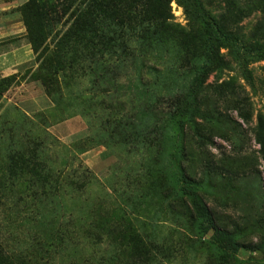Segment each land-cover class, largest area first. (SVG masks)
I'll list each match as a JSON object with an SVG mask.
<instances>
[{
	"label": "rangeland",
	"instance_id": "1",
	"mask_svg": "<svg viewBox=\"0 0 264 264\" xmlns=\"http://www.w3.org/2000/svg\"><path fill=\"white\" fill-rule=\"evenodd\" d=\"M54 1L0 0V264H264V0H199L221 59L185 0Z\"/></svg>",
	"mask_w": 264,
	"mask_h": 264
},
{
	"label": "trees",
	"instance_id": "2",
	"mask_svg": "<svg viewBox=\"0 0 264 264\" xmlns=\"http://www.w3.org/2000/svg\"><path fill=\"white\" fill-rule=\"evenodd\" d=\"M185 1L187 2V8L189 12L204 24V35L206 36L207 48L211 56H217L218 59L223 58V55L220 52L222 49H226L230 43H232V39L226 35L217 22H215L203 11L202 4L199 0ZM52 3L51 14H54L56 17H58V13L63 12L62 16L67 15L69 16L70 21H74L70 31L67 33L70 35L72 34L73 27L79 21V16H100V14L103 12L100 11L102 5L110 6L112 10L115 9V0H106L105 2H102L101 0H81L78 6L70 0H63L61 4L58 3V0ZM34 5L35 4L32 5L33 9H35ZM32 16L34 18V22L39 23L38 29L36 31L32 20V45L36 51L41 49V52L44 54L49 46L48 40L53 37L52 41H55V30L62 24L63 19L55 20L56 17L44 14L40 9L34 12ZM82 27V35L77 36L80 42H88L93 48L102 46L96 42V38L93 37L92 32H90L91 30L85 28L84 26ZM91 57L93 58V55L83 56V58H87V60H89ZM2 82H6V80H3Z\"/></svg>",
	"mask_w": 264,
	"mask_h": 264
},
{
	"label": "crops",
	"instance_id": "3",
	"mask_svg": "<svg viewBox=\"0 0 264 264\" xmlns=\"http://www.w3.org/2000/svg\"><path fill=\"white\" fill-rule=\"evenodd\" d=\"M2 59L0 58V61H1Z\"/></svg>",
	"mask_w": 264,
	"mask_h": 264
}]
</instances>
